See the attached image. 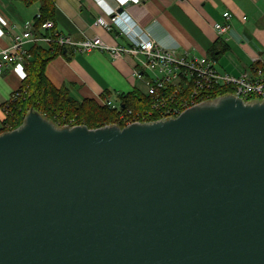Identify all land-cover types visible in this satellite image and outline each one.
Returning <instances> with one entry per match:
<instances>
[{"label":"water","instance_id":"95a60500","mask_svg":"<svg viewBox=\"0 0 264 264\" xmlns=\"http://www.w3.org/2000/svg\"><path fill=\"white\" fill-rule=\"evenodd\" d=\"M0 264H264V101L122 128L30 110L0 133Z\"/></svg>","mask_w":264,"mask_h":264},{"label":"crops","instance_id":"0c3cea01","mask_svg":"<svg viewBox=\"0 0 264 264\" xmlns=\"http://www.w3.org/2000/svg\"><path fill=\"white\" fill-rule=\"evenodd\" d=\"M55 31L79 41L98 35L109 44L127 46L130 39L95 24L104 16V7H120L146 34L165 47L181 53L213 57L221 73L238 75L254 68L264 58V0H55ZM228 11L229 27L225 33L215 30ZM39 12L34 2L24 5L16 0H0V50L7 47L15 32L33 24ZM29 47L32 44H28ZM24 64V63H23ZM16 64L0 74V124L5 118L3 103L25 76L24 65ZM133 59H112L106 51L78 52L68 47L48 62L45 74L57 87L68 86L77 99L92 98L119 101V94L144 91V84L132 75ZM102 105V104H101Z\"/></svg>","mask_w":264,"mask_h":264},{"label":"built area","instance_id":"2783aa9c","mask_svg":"<svg viewBox=\"0 0 264 264\" xmlns=\"http://www.w3.org/2000/svg\"><path fill=\"white\" fill-rule=\"evenodd\" d=\"M95 1L103 5V0ZM104 11L105 15L97 17L95 24L102 25L107 30L115 25L118 35L129 37V45L109 44L98 35L74 41L68 35L55 31L51 20L42 22V33L39 34L34 23L26 24L21 31L13 34L10 44L0 50V74L13 65H25L31 58L28 44L55 43L59 47H70L78 52L106 51L112 59L130 57L134 63L133 77L143 82L145 88L142 93L151 98L152 107L160 113L154 116L153 111L149 110L143 111L142 116L134 114L131 109L120 111L115 124L122 123L124 126L175 118L196 103L221 97L211 99L213 87L218 84L229 85V95L246 103L264 101V68H251L238 75L221 73L215 66V60L207 55L181 53L176 47H165L157 43L136 23H129V17L118 11V7L106 6ZM222 15L224 22L214 25L219 35L225 33L229 27L230 13L224 11ZM44 31L51 33L43 34ZM256 60L263 62V57ZM100 103L117 111L122 108L120 101H112L110 98L102 99ZM154 117L157 119L153 120Z\"/></svg>","mask_w":264,"mask_h":264},{"label":"trees","instance_id":"16d2710c","mask_svg":"<svg viewBox=\"0 0 264 264\" xmlns=\"http://www.w3.org/2000/svg\"><path fill=\"white\" fill-rule=\"evenodd\" d=\"M24 5L37 2L39 5L38 15L35 16L34 28L42 33L40 26L46 20L54 21L55 0H16ZM44 31L43 34H50ZM31 58L24 65L25 76L20 86L12 92L10 97L3 103L5 118L0 124V133L18 128L24 121L26 114L33 110L56 126L60 124L85 125L95 129L106 125H115L120 111L131 109L134 114L142 115L143 111L152 110V115H159V110L152 107L149 96L139 91H131L119 94L121 110L112 109L107 105H101L92 98L77 99L71 95L68 86L57 87L50 82L45 74V68L49 61L62 54L63 47L52 43L49 45L33 44L30 48ZM213 58V57H211ZM255 67L264 68L263 62H257ZM211 99L217 96L229 95V85H214ZM140 118V117H139ZM157 119L154 117L153 120ZM120 128L124 124L119 123Z\"/></svg>","mask_w":264,"mask_h":264},{"label":"rangeland","instance_id":"374dc122","mask_svg":"<svg viewBox=\"0 0 264 264\" xmlns=\"http://www.w3.org/2000/svg\"><path fill=\"white\" fill-rule=\"evenodd\" d=\"M264 59V58H263ZM257 62H259L258 60H257ZM261 62V61H260ZM207 102V101H206ZM201 102H199V103H196V105H194V106H197V105H199ZM202 104V103H201ZM203 104H204V102H203ZM191 107H193V106H191ZM59 127V126H58ZM63 127V126H62Z\"/></svg>","mask_w":264,"mask_h":264}]
</instances>
